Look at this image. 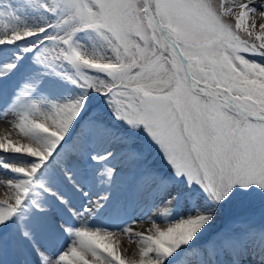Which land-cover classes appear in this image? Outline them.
<instances>
[{
    "label": "rangeland",
    "instance_id": "374dc122",
    "mask_svg": "<svg viewBox=\"0 0 264 264\" xmlns=\"http://www.w3.org/2000/svg\"><path fill=\"white\" fill-rule=\"evenodd\" d=\"M150 1L161 18L162 36L147 20L143 0H0V48L26 39L8 48L7 54L1 53L0 64L9 56L14 64L11 71L23 66L20 75L12 76L10 88L20 86V78L32 71L40 82L35 91L49 85L65 90L62 100L73 127L79 121L93 120V124L126 131L131 164L138 169L147 160L141 172L153 167L156 172L168 164L173 168L175 191L185 184L194 193L191 204H197L189 216H181L182 222L172 226L166 246L175 252L203 239L226 216L243 219L252 214V219L264 225V158L256 142L264 128L252 124L244 139H236L237 113L229 105L219 106L217 99L197 94L200 89H191L169 41L174 42V35L181 44L197 86L207 83L219 96L236 97L246 109L263 113L264 70L253 63H264V33L253 25L244 27L234 14L221 19L225 11L217 0H204L203 5L212 19L219 17L222 31L182 24L192 9L176 16L173 7L187 5V0ZM238 22L242 28L236 26ZM29 34L35 37L28 39ZM192 41H200L202 47L196 49ZM29 102L36 107L37 102ZM72 126L69 129H75ZM64 135H52V140L57 138V144ZM136 146H145L142 159ZM238 154L243 155L238 166L246 164L241 175H234ZM9 210L13 212L12 206L0 208V223ZM167 257L169 253L162 263Z\"/></svg>",
    "mask_w": 264,
    "mask_h": 264
},
{
    "label": "bare ground",
    "instance_id": "6f19581e",
    "mask_svg": "<svg viewBox=\"0 0 264 264\" xmlns=\"http://www.w3.org/2000/svg\"><path fill=\"white\" fill-rule=\"evenodd\" d=\"M187 1V5H173L178 13L176 16L187 11L185 9H192L182 24H192L196 30L201 25L204 30L207 26L220 31L224 29L218 22V16L216 21L207 13L204 0ZM217 2L226 13H221V19L230 18L234 14L241 18L244 26L253 25L264 33V0ZM180 6L184 9L179 8ZM236 17L234 19H239ZM222 34L219 33L224 36ZM33 35L29 34L27 37ZM198 42L192 41L196 49L202 47L198 46L201 45ZM253 64L258 70H264V63L254 61ZM13 67L14 64H11L8 57L0 64V208L8 204L14 205L13 200L18 201L17 207L24 197L29 179L50 158V168L58 174L61 188H68L67 200L62 199L60 206L73 221H59L57 215L49 214L51 211L45 213L48 226L31 218L15 217L8 230L0 229V264H27L28 255L19 242L31 248L35 255L32 258L39 264H160L163 254L168 251L166 241L173 230L172 226L181 221L182 215H187L189 205L173 197L166 191L167 187L157 183L156 179L149 178L145 186H133L129 144L126 138L116 134L115 129L101 125L100 134L92 137L87 133L89 126L85 125L83 128L79 121L74 125L76 133L73 137L56 145L54 140L57 138L52 140V135L66 134L67 129L72 126L67 116L68 109L65 111L62 100L65 90L61 92L55 89L56 86L49 85L35 91L40 82L36 81L38 74L32 71L24 79L20 78L21 84L16 89L9 88L12 76L19 73L16 68L11 71ZM29 101L37 102L36 107ZM242 121L243 116L237 123L238 134ZM94 140H102L105 144L95 148L92 146ZM79 141L86 145L85 151H75ZM69 151L76 153L80 161L71 162L67 155ZM86 151L98 157L97 161L84 162ZM104 152L108 154L102 157ZM4 162L20 167H5L7 164H3ZM84 172L89 173L86 179L81 178ZM54 193L51 192L50 195ZM69 201L76 202L79 208H75ZM96 219H104L108 226L104 228ZM43 227H50L69 240L63 249L52 256V251L50 254L45 253L39 242L52 238L42 239H46ZM6 239L8 241L3 243ZM248 243L264 248V234L254 233L247 237L240 231H232L225 243L217 246L202 244L201 247L187 249L184 253L186 258L181 257L175 264H264V254L261 259L256 258L254 261L243 254L234 255L232 249Z\"/></svg>",
    "mask_w": 264,
    "mask_h": 264
},
{
    "label": "water",
    "instance_id": "95a60500",
    "mask_svg": "<svg viewBox=\"0 0 264 264\" xmlns=\"http://www.w3.org/2000/svg\"><path fill=\"white\" fill-rule=\"evenodd\" d=\"M151 18L153 19V17L151 16ZM183 61H184V64H185V60L183 59ZM214 98H216V99H221V100H223V101H225V102H227V103H232V104H234L239 110H241L245 115H248L243 109H241L237 104H236V102L233 100V99H230V98H220L218 95H216V94H213L212 95ZM256 119H258V120H264V117H255Z\"/></svg>",
    "mask_w": 264,
    "mask_h": 264
},
{
    "label": "trees",
    "instance_id": "16d2710c",
    "mask_svg": "<svg viewBox=\"0 0 264 264\" xmlns=\"http://www.w3.org/2000/svg\"><path fill=\"white\" fill-rule=\"evenodd\" d=\"M224 105V104H223ZM254 125V122L253 121H250L249 123H248V126L249 125ZM260 127H263L264 128V123H260V124H258ZM230 130H232V129H230ZM262 131H263V135H262V137H260V141H259V144L261 145V147H260V150H259V156L260 157H262L263 156V158H264V129H262Z\"/></svg>",
    "mask_w": 264,
    "mask_h": 264
}]
</instances>
